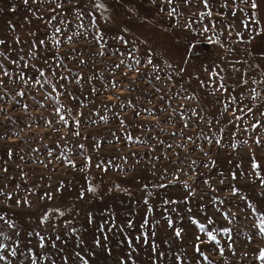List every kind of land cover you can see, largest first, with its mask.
<instances>
[{"label": "rangeland", "instance_id": "374dc122", "mask_svg": "<svg viewBox=\"0 0 264 264\" xmlns=\"http://www.w3.org/2000/svg\"><path fill=\"white\" fill-rule=\"evenodd\" d=\"M102 2L108 11L103 13V18L97 13L95 29L88 27L85 18L88 34L81 37L74 35L84 29H78L79 21L68 11L71 4H66L63 10L67 12L65 23H59L61 17L57 16L49 24L46 21L55 15L49 9L55 4L47 0L41 3L28 0V5L24 0H0V40L5 41L0 52L8 57L0 56V62L14 73L24 64L43 68L44 77H39L32 67L26 68V79L35 77L56 83L59 92L53 95L63 105L62 114L80 120L82 125L80 136L73 135L71 119L68 124L58 119L53 110L55 101L44 98L46 93L37 90L39 85H33L30 91L27 86L22 87L21 90L28 92L26 97H15V92L10 91L0 101V107L12 118L9 123L0 113V190L12 195L11 200L0 196V212H7L19 224L22 236L34 228H46L47 233L42 231V234L53 239L58 234L60 240L55 243L61 252L49 249L55 264H64L61 256L68 257L67 264H78L74 255L77 251L89 264H121L122 259L128 261L129 253L135 264H153V257L160 252L165 253L162 264H176L174 254L181 251L191 264H201L193 249L197 235L204 241L200 245L202 251L214 264H259L253 249L264 248V237L257 235L250 239L255 231L250 219L254 217L244 219L249 210L240 197H247L249 202L264 208L261 195L264 186L250 167L254 157L261 165L259 174L264 176V127L257 130L250 127L256 121L264 123V118L257 114L253 119L235 108L236 115L244 118L233 124L230 122L233 108L225 112L223 105L230 102L231 96L238 97L237 104L240 99L244 104L249 103V88L242 77L249 84L264 80V74L258 75L264 70V30H261L264 0H256L261 24L251 25L252 30L246 31L239 18L229 20L225 16L223 19L228 24H234V30L229 33L213 17L222 33L220 43H216L215 29L198 34L184 26L185 19H193L192 14L198 10L186 6L183 0H173L172 4L181 14L179 17L169 15L166 0ZM248 11L251 15L250 6ZM55 27L62 29L58 48L52 46L51 39H46L55 34ZM192 27L199 29L198 24ZM94 31L105 34L104 47L93 40ZM237 32L243 34V42ZM120 35L129 42L127 45L117 39ZM66 36H73L75 43H69ZM41 40H45L47 48L39 45ZM101 51L105 53L103 56L98 55ZM77 55L79 60L72 58ZM148 58L160 70V80L154 78L151 66L145 67ZM10 59L18 60V64H10ZM121 59L125 61L121 68L128 73L127 77L114 67ZM127 65L138 67L140 72L133 74ZM142 73H147V78L140 82ZM214 73H219V77ZM167 75L172 79L167 80ZM60 76H67V82L58 80ZM109 80L119 86L111 88ZM220 83L227 87V92L216 90ZM153 85L161 91L155 92ZM251 86L262 93V100L252 104L255 109L264 102V84ZM93 87L98 91H93ZM44 88L50 91L46 83ZM113 93L120 99L110 100ZM188 96L195 98L186 99ZM77 101L83 116L76 110ZM121 102L124 106L118 107ZM24 104L29 107L25 109ZM104 104L109 107L105 108ZM173 109L183 113L188 120L187 128L175 115L174 123L165 119L173 114ZM193 111L211 120V124L193 116ZM128 136L134 139L128 140ZM189 136L192 140L187 139ZM205 136L212 138V142L205 140ZM254 138L261 139L262 144L254 143ZM80 144L84 149L78 147ZM86 157L91 158L90 164ZM97 163L107 171L97 168ZM233 172L237 176L235 181ZM230 183L242 190L239 197L227 190ZM89 186L96 191L88 192ZM46 194L52 198L48 199ZM213 196L225 203L213 204ZM17 200L21 201L19 205ZM174 200L179 203H164ZM57 208L64 211L63 217L53 214L49 223H39L38 217L45 210ZM217 208L236 216L231 236L217 234L223 255L218 253V248L214 250V245L207 242L206 235L199 233L192 222L196 219L207 223V217H211L216 223L208 225L209 230L226 226ZM145 220L148 225L142 227ZM177 228L182 229L180 238L174 235ZM153 244L157 245L155 252Z\"/></svg>", "mask_w": 264, "mask_h": 264}, {"label": "snow or ice", "instance_id": "6c2138e0", "mask_svg": "<svg viewBox=\"0 0 264 264\" xmlns=\"http://www.w3.org/2000/svg\"><path fill=\"white\" fill-rule=\"evenodd\" d=\"M36 3H41L43 0H35ZM48 3L55 4V7H52L49 9L50 13H54L55 15H51L50 19L46 21V23H51L52 20H56L57 16L61 17V20L59 23H65L66 21L64 20V16L67 15V12L63 11L65 9L66 4H71L72 7L68 9L69 12L73 14L75 17L76 21H79L77 27L78 29H84L83 32L77 31L74 33L75 36H87V28H85L84 20L87 18L88 20V27L91 28H96L98 27L97 25V13L101 14V17L103 18V13L108 11V8L102 0H47ZM167 4L170 7V12L169 15L173 17H179L181 14L178 13L176 7H172L173 0H166ZM183 3L191 8H196L198 11L193 13V19H185L184 26L188 28L190 31L197 32L198 34H206L210 31H213L214 29L217 30V40L216 43H220L219 40V35L222 34L219 32L218 25H217V20L213 19V17H216L217 19L220 20V23L225 26V28L229 31V33L234 30V24H228L223 18L225 16H228L229 20H234L236 18L240 19V23L243 26V28L246 31L252 30L251 25H256L257 27L260 26L261 22L257 16L256 9L258 8V5L256 3V0H183ZM24 4L28 5V0H24ZM248 6L252 9V14H249L248 11ZM227 10L222 11V10ZM13 11L15 9L13 8ZM163 11V9H161ZM238 13L240 14L238 17ZM37 18L43 19L42 16H38ZM207 20L208 23H204V21ZM68 23H71L72 21H67ZM107 22V21H105ZM194 24L199 25V29L197 30L196 28H193L192 26ZM264 30V29H261ZM124 31H127L126 29ZM62 29L60 27H55L54 28V35L51 37H46V39H51L52 40V46L54 48H58L62 41L58 38L59 34H61ZM236 35L240 37V42H243V34L240 32H237ZM119 41L127 45L129 42L124 38L123 35H120L117 37ZM209 40H211V37H208ZM66 40L69 43H75L73 36H66ZM93 40L98 44V46L104 47L106 45L105 42V34L101 31L98 34L94 31L93 32ZM5 41L0 40V45L4 44ZM39 45L41 47L47 48L48 46L45 45V40H41L39 42ZM35 47V44L33 45ZM37 53H31V55H36ZM105 53L103 51L99 52L98 55L103 56ZM131 54V52L129 53ZM123 55V54H121ZM0 56H5L7 59L8 57L6 56L5 53L0 52ZM55 58V57H53ZM74 59L79 60V55L72 57ZM20 59H23L21 57ZM63 59V58H61ZM81 63H84L83 61H80ZM9 63L12 65H17L18 60L10 59ZM125 61L123 59L120 60L119 63L115 64L114 67L118 68L121 70V72L124 74L125 77L128 76V73L123 72V68H121V65H123ZM45 64H48V60L45 59ZM136 64H140V61L137 60ZM151 66L153 71V76L156 80H160L161 77L159 75V69L156 67L154 64L153 60L151 58L147 59V62L145 64V67ZM28 67H32L36 74L39 77H44L46 75L45 71L43 68H40L36 65H28L24 64L22 65L18 71L15 73L11 70H9L3 62H0V101H3L5 96L9 94L10 91L15 92V97H26L28 95V92L21 90L22 87L27 86L29 91L32 89L33 85H39L40 87L37 89L38 91H43L46 93L44 98L49 99L50 102L55 101V104L53 106V110L55 111L58 119L62 121L64 124H68L69 120L71 119V123L73 126V135L75 136H80L79 128L82 126L81 121L78 119H75L74 117L72 118H66L62 114V109L63 105L58 99L56 95H53V93L59 92V89L57 88L56 83H54L51 80L48 81H42L40 79H36L35 77H28L26 79V74H25V69ZM49 71L50 72H55V70L52 68L51 65H48ZM127 67L130 69V71L135 74L140 72V69L138 67H133L132 65H127ZM171 67V66H170ZM259 66H257L258 68ZM237 70L238 69H234ZM259 74H264V70H262L261 73ZM115 75V74H114ZM214 75L219 77V73H214ZM147 78V73H142L141 74V81L143 82L144 79ZM167 80H171L172 77L171 75H167L165 77ZM58 80H64L67 82V76H60L57 77ZM222 79V77H221ZM79 83V81H76ZM242 82L245 85H248L249 88V103L244 104L243 99H240V104H237L238 97L237 96H231L230 97V102L225 103L223 105L224 111L227 112L230 107L233 108L232 112V121L231 123L235 124V121H242L244 116L243 115H236L235 108H239V111L243 113L244 115H248L255 119L256 115L258 114L260 117L264 118V102H261L256 105L255 109L252 107V104L255 103L258 100H262V93L260 91H257L256 87H252L251 84H264V80L256 81L253 80L251 81V84H249V81L247 79H243L242 77ZM49 85L50 91L46 90L44 88V84ZM108 83L111 85V88H116L119 85L117 82L113 80H109ZM153 88L155 89V92L159 93L161 91L160 88H155V85H153ZM93 91H98L96 88L93 87ZM217 91L223 90L224 92H227L228 89L227 87L223 84L220 83L216 89ZM64 93H61L63 95ZM70 99L76 100L75 96H72L71 94H68ZM13 97V99H15ZM115 98L117 100L120 99L119 96H116L115 93L112 94V96L109 97L111 100L112 98ZM186 99H194V96H188L185 97ZM35 99V97H33ZM37 106H41L39 101H36ZM103 103V101H102ZM243 105L242 107L240 105ZM130 105V102H129ZM124 104L121 102L118 107H123ZM23 107L27 109L29 105L24 104ZM105 108H108V104H104ZM80 108V102L77 101V112L79 115L83 116L84 113L79 111ZM70 111V109H67ZM145 111H149L145 109ZM166 111V109L164 110ZM0 113H3L5 115V118L9 120V123H11L12 118L8 115V113L5 111L4 108L0 107ZM151 114V113H150ZM114 116H116V113H113ZM136 115H139L137 112ZM176 116L177 118L182 120L183 127L187 128L188 127V120H186L183 116V113H176V110L173 109V114H170L167 116L165 119L170 120L173 123L175 122L173 116ZM193 116H198L200 120L204 121L207 124H211V120H206L204 117L200 116L198 112L193 111L192 112ZM102 119L107 120V117H102ZM190 119V118H189ZM219 123V121H216ZM48 124H51V121L47 122ZM123 121L121 120V124L123 125ZM195 123V122H194ZM157 127L159 125H156ZM196 127H199V123H195ZM250 127L253 130H257L261 127H264V123L261 121H256L255 123H252ZM19 135V133H17ZM171 135H176V133H172ZM66 139V138H65ZM128 140L134 139L132 136L127 137ZM187 139L192 140V137L189 136ZM205 140H208L209 143L212 142V138L205 136ZM217 144L220 143L219 140L215 141ZM143 143V141H141ZM161 143H163L161 141ZM254 143L257 145H261L262 141L259 138H254ZM80 149H84V145L80 144L78 145ZM171 147V145H169ZM51 155V153H49ZM87 163H91V158L86 157ZM69 163H73L69 161ZM193 164H195V161H192ZM74 166V164H73ZM97 168H101L103 171H107L106 168H103V165L101 163L96 164ZM250 167L252 168L253 172L256 174L257 179L260 180L261 186H264V176H261L259 174L261 165L255 160L254 157H252ZM5 172H7V169H4ZM243 175V173H241ZM232 180L235 181L237 179L236 174L233 172L232 174ZM224 181L221 180V183ZM207 184L208 181H205ZM185 188H187V184L184 185ZM228 191L231 192V194L234 197H239L241 193V189L235 187L233 184H229L228 186ZM88 192H95L96 189L92 186H89L87 188ZM216 189L213 188V192H215ZM190 195L194 193H189ZM264 196V193L261 194ZM0 196H4L7 200L12 199V195L10 193H5L3 190H0ZM48 199H51L52 197L48 194H46ZM83 196V193H81V197ZM244 201V206L246 209H248V213L245 214L244 219L249 220L250 217H254L250 219L251 227L255 229V231L252 232V237L254 238L255 236L259 235L260 237H264V208H259L258 206L254 205L253 203L249 202V198L247 197H240ZM185 197V201H186ZM212 202L213 204H216L217 202L220 205H223L225 203L224 200L218 199L217 197L213 196L212 197ZM16 203L19 205L21 201L17 200ZM25 204H28L30 206V202L25 200ZM145 204L148 203L147 200L144 201ZM165 204L168 203H179V201H165ZM188 212H191V209H187ZM217 212L220 213V215L223 217V219L226 221V226H223L219 229H216L215 231L209 230L208 225H215V221L211 217H207V223H201L199 220L193 219V223L197 226L199 233L206 235L207 237V242L209 244L214 245V250L218 248V253L220 255L224 254V248L220 246V240L217 239V234L218 233H223L225 236H231V233L233 231L231 225L236 222V216L233 213H230L229 211H224L222 208H217ZM53 214H58L60 217L64 216V211H61L60 209H52V210H45L40 217H38L39 223L41 225L47 224L50 222V217ZM205 216L207 214L205 213ZM169 227H172V221L169 219L168 220ZM148 221L145 220L142 227L147 226ZM131 226V225H129ZM55 227V226H54ZM101 226V230H102ZM42 231L47 233V229H42V230H37V229H32L31 231H26L23 233V236L20 232V226L19 224L11 217L8 216L7 212H0V264H44L45 261H48L49 264H55V261L52 260V254H50L49 249H56L57 253H60L61 250L57 248V245L55 243L56 240H60V236L57 234L55 235V239L51 235L47 234H42ZM73 231H75L73 229ZM182 234V229H175L174 230V235L177 238H180ZM139 240L140 237H137ZM145 239H147V234L145 233ZM247 242V241H246ZM97 246H99V241L97 240L95 242ZM204 243V241L201 240V236L197 235L195 237V242L193 244V249L194 252L199 255L201 258V264H214V261L205 253L202 251L200 245ZM129 244H131V241H129ZM153 251H156L157 245L153 244L152 245ZM253 252L256 253L255 259L259 261V264H264V248H259V249H253ZM75 257L77 258L78 264H89V261L81 255L79 251L74 253ZM176 264H191V261H188L186 259V253L183 251L177 252L174 254ZM165 258V253L160 252L158 253L157 256L153 257V264H162L163 259ZM61 259L63 260L64 264H67L68 262V257L67 256H61ZM128 261H131V254H128ZM128 261L121 260V264H128ZM131 264H135V261H131Z\"/></svg>", "mask_w": 264, "mask_h": 264}]
</instances>
